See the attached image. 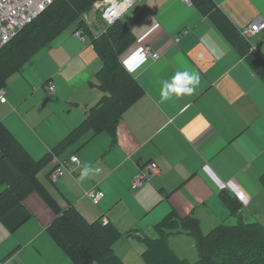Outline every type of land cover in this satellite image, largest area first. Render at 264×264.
I'll return each mask as SVG.
<instances>
[{"label":"crops","instance_id":"1","mask_svg":"<svg viewBox=\"0 0 264 264\" xmlns=\"http://www.w3.org/2000/svg\"><path fill=\"white\" fill-rule=\"evenodd\" d=\"M214 1L235 23L241 36V28L258 16L264 17V0ZM100 6L99 0L93 7L103 23ZM87 19L88 27L83 28L88 35L86 42L74 37V29L70 28L15 71L19 76L14 89L5 88L8 100L1 103L9 104V112L0 115V120L30 153L31 136H37L40 128L35 124L36 113L50 95H57L63 110L68 104L79 103L86 105L87 113L106 94L96 86L102 61L93 48L92 37L102 34L107 26L103 23L99 27L94 22L90 25ZM122 19L136 38L122 56L124 63L147 46L160 55L155 60L145 52L147 63L131 72L145 93L123 114L117 141L113 142L108 131L100 132L106 134L103 139L109 136V144L104 143V149L109 150L104 155L102 181L113 191L109 196H113L122 190L121 179L116 178L124 175L128 192L114 198L110 207L105 201L91 213L82 210L77 200L67 199L87 219L102 216L121 231H131L123 239L134 237L141 242L140 236L151 234L156 225L171 218L179 228L181 223L187 226L188 216L198 218L205 211H218L223 193L237 198L243 192L246 203L237 198L242 204L239 214L259 221L258 212L264 210V73L249 63L246 51L239 50L206 12L184 0H136ZM250 41L253 46L259 45L264 54V31ZM178 70L198 73L199 87L192 96L158 104L161 82L170 80ZM49 82L56 84L55 93L47 90ZM73 118L57 127L60 140L78 126ZM152 160L158 162L161 174L134 190V176ZM0 171L8 181L16 176L10 163L1 157ZM102 181L92 179L86 196L89 188L102 189ZM26 199L0 221V245L17 243L11 239L12 234L24 223L33 222L37 226L24 229L18 241L26 238L25 232L32 231L33 236L24 246H34L41 264H71L47 230L55 213L51 210L53 214L40 218ZM0 259V264H5V258Z\"/></svg>","mask_w":264,"mask_h":264},{"label":"trees","instance_id":"2","mask_svg":"<svg viewBox=\"0 0 264 264\" xmlns=\"http://www.w3.org/2000/svg\"><path fill=\"white\" fill-rule=\"evenodd\" d=\"M98 1L54 0L0 49V86H5L7 78L44 45L70 28L88 27L86 13ZM191 2L206 12L239 50L246 51L245 57L250 64L264 73V54L259 45L253 46L250 39L241 36L235 23L214 0ZM86 30L91 34L90 28ZM135 40L132 28L122 18L108 25L102 34L92 37L93 48L102 61L96 73V86L106 94L89 108L78 126L41 158L36 159L0 120V157L16 171L11 181L0 171V221L37 191L55 213L47 227L49 234L74 264H126L115 245L131 231H121L117 224L102 216L92 221L87 219L68 199L65 204L60 203L39 173L55 157H63V153L75 145L84 146L104 130L110 133L113 142L117 141V127L123 114L145 93L137 77L125 69L122 59ZM262 179L264 185V176ZM222 196L234 221L227 218L209 233H204L197 218L187 217L199 251L196 262L190 263L170 246L168 228H177V221L171 218L156 225L151 234L139 237L145 243L143 257L147 264H264V225L239 214L242 204L236 197L224 193Z\"/></svg>","mask_w":264,"mask_h":264},{"label":"rangeland","instance_id":"3","mask_svg":"<svg viewBox=\"0 0 264 264\" xmlns=\"http://www.w3.org/2000/svg\"><path fill=\"white\" fill-rule=\"evenodd\" d=\"M86 15L88 16L87 20H89L90 25L91 22H94L97 26H102L103 23L101 22L100 16H98L94 7H92L90 11L86 13ZM88 74H91V71H89ZM17 76H19V74L14 72L7 78L5 83V88L7 90H12L17 86ZM56 96V94L50 95L49 99L42 105L35 116V124L38 123V126L40 127L37 131L38 133L36 134L41 138H39V140L37 136H31L33 139H31L29 144L31 147L30 151L36 158H41L44 156L62 138V135L56 133L58 126L66 124V122L70 120V117H74L72 121L77 125L80 123L86 113V105L79 103L68 104V106L63 110L62 107L64 104L61 105L62 102L59 100L57 101L58 98ZM8 105L9 104H3L0 102L1 116H5V114L9 112ZM103 135L106 134L99 133L94 139L90 140L82 147L75 145L72 148H69L63 153V157H55L40 171V179L60 203L65 204L67 198H71L79 202V207L82 210L91 213V211L102 207L105 201L108 205L111 204L114 198H118L119 195L127 194L128 191L126 190V183L125 180L122 179L124 175L116 178V181L121 179L122 190L114 193L113 196H109V194L113 191L106 182L102 181L105 171V164L103 162L105 159L104 155L109 150V148L104 149L105 144H109V136H106L105 139H103ZM72 154L77 155L83 164L78 166L79 169L77 168L75 170V174L67 173L65 176L61 177L58 182H54L50 177L51 171L58 166L60 161L70 159ZM94 160L97 161L94 163L93 168L98 169L99 171L94 172V174L90 175V177L86 178L83 182H79L78 177L82 167L85 164L91 166V163H93ZM92 179L101 180V188L106 193V195H108L107 199L102 201L100 205H94L91 202V198L85 194L87 186H91ZM26 202L33 208L34 212L39 214L40 218L49 216V213L53 214L49 208V205L37 191L32 192L27 197ZM218 204V211H205L202 213V217L197 216L204 233H209L212 231L222 222L223 219L227 217L229 220H235V217L232 216V211L226 206L222 198H219ZM108 207H110V205H108ZM251 220L254 221L255 219ZM258 220L264 225V210L258 212ZM28 226L35 227L37 225L33 222L24 223L21 228H19L18 232H14L12 234L13 236H11V239L13 241H17V243L12 245L11 241L10 245L7 243L0 245V258H5V264H41L42 259L36 252L37 250L34 248V246H24L25 242L29 240L27 238H31L34 233L32 231L25 232L26 238L22 241H18V235H20V239H22L23 231L24 229H27ZM168 229V238H170L169 241H171V243L169 242L170 246L181 256L188 259L190 263L196 262L199 258V251L196 247V237L190 233L188 225L186 226L181 223L179 228L177 227L174 229ZM117 250L122 259L127 264H147L143 257L145 245L138 238L131 237L129 239H122L117 244ZM70 263L74 264L72 261H70Z\"/></svg>","mask_w":264,"mask_h":264},{"label":"built area","instance_id":"4","mask_svg":"<svg viewBox=\"0 0 264 264\" xmlns=\"http://www.w3.org/2000/svg\"><path fill=\"white\" fill-rule=\"evenodd\" d=\"M184 1L192 4L191 0ZM53 2L54 0H0V49L13 40L21 30L40 16ZM135 2L136 0H100L101 17L105 26L121 19L134 6ZM262 25H264V17L258 16L250 21L246 27L240 29L241 34L245 38L251 39L254 35L264 31ZM73 36L83 42L88 40V35L83 29L73 30ZM145 52L155 60L160 57L158 53L153 51L151 46L145 47ZM47 90L50 93H55L56 84L49 82ZM0 98H3V103L8 100L5 86H0ZM81 165L82 161L80 159L77 163L72 162L71 158L60 161L58 166L51 171L50 177L54 182H57L67 173H75V170ZM160 174L161 168L158 162L152 160L134 176L132 188L135 190L143 187L152 176ZM87 195L95 205H98L105 198L106 193L94 186L88 190Z\"/></svg>","mask_w":264,"mask_h":264},{"label":"clouds","instance_id":"5","mask_svg":"<svg viewBox=\"0 0 264 264\" xmlns=\"http://www.w3.org/2000/svg\"><path fill=\"white\" fill-rule=\"evenodd\" d=\"M264 26V25H262ZM148 61V57L145 54L143 49H138L136 52L132 54L131 57L124 63V67L129 72H136L140 69L144 64ZM133 64L135 66H133ZM200 84V76L198 73L191 72L188 70L176 71L170 78V80H163L161 82V88L159 92V100L158 104H164L165 102L172 100L173 98L179 99L184 96H192ZM3 98H0V102H2ZM77 156H72L71 160L74 163L78 162ZM99 171L98 169H94L93 167L85 164L80 172L78 177L79 182H83L86 178H89L90 175L94 174V172ZM237 198L241 201L245 200V196L243 192L237 194Z\"/></svg>","mask_w":264,"mask_h":264},{"label":"bare ground","instance_id":"6","mask_svg":"<svg viewBox=\"0 0 264 264\" xmlns=\"http://www.w3.org/2000/svg\"><path fill=\"white\" fill-rule=\"evenodd\" d=\"M21 32V31H20Z\"/></svg>","mask_w":264,"mask_h":264}]
</instances>
